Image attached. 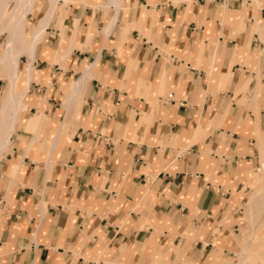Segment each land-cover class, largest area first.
I'll return each mask as SVG.
<instances>
[{"label": "crops", "instance_id": "crops-1", "mask_svg": "<svg viewBox=\"0 0 264 264\" xmlns=\"http://www.w3.org/2000/svg\"><path fill=\"white\" fill-rule=\"evenodd\" d=\"M36 39L0 143V264L246 257L264 209V0H61Z\"/></svg>", "mask_w": 264, "mask_h": 264}, {"label": "bare ground", "instance_id": "bare-ground-1", "mask_svg": "<svg viewBox=\"0 0 264 264\" xmlns=\"http://www.w3.org/2000/svg\"><path fill=\"white\" fill-rule=\"evenodd\" d=\"M61 0H51V7L46 17L39 21L37 26V31L34 33V36L31 40V43L27 46L26 41L28 34L26 33V25L25 19L28 15H34L37 9L38 0H15L14 4L11 3L10 11L7 15H4V12L7 10L9 5V0H0V36L7 35V40L5 43V48L2 52L0 58V70L3 67L8 69L9 74V86H10V94L8 100L4 104L0 106V143L5 142L11 133L7 134L3 128L5 126H9L11 122V126L13 124V117L7 116L8 111H11L17 107L18 100L15 99L14 94V82L18 76V60L19 57L25 53L34 52L35 47L37 46L38 35H45V28L51 19L57 4ZM27 21V20H26ZM21 43V47H17V43ZM30 42V41H29ZM30 56V55H29ZM20 97V96H19ZM11 120V121H10ZM10 127V126H9ZM7 137V138H6ZM10 139V138H9ZM8 141V140H7ZM10 141V140H9ZM2 145V144H1ZM1 148V147H0ZM1 153V151H0ZM256 204L264 203V196L257 195L254 199ZM254 231V229H253ZM247 251H250L247 248V245L243 247L244 255L247 254ZM244 256H241L240 260L237 264H242L244 260Z\"/></svg>", "mask_w": 264, "mask_h": 264}, {"label": "rangeland", "instance_id": "rangeland-1", "mask_svg": "<svg viewBox=\"0 0 264 264\" xmlns=\"http://www.w3.org/2000/svg\"><path fill=\"white\" fill-rule=\"evenodd\" d=\"M46 1H47V4L45 3ZM9 2L10 3L8 5L7 10L4 12V15H7L8 14V12L10 11L9 8H11V3L14 4L15 0H9ZM44 3L46 4V8H45L46 10L45 11H42V8H40V11H42L41 12V17H42V15H44L47 12L48 8L51 7V5H50L51 4V0H38L37 9H36L35 14L34 15H28L26 17V19H25L26 33L28 34V38L31 37V32L36 28V25H37L36 24L34 26V24H35V17L37 15L38 11H39V5L40 4L43 5ZM6 37H7V35L0 36V50H2L3 48H5V43H6V40H7ZM21 46L22 45H21L20 42L17 43V47L20 48ZM2 52H0V58H1ZM0 76H2L3 78L7 79V81H8L9 74H8V69L6 67H3L1 69ZM261 176H263V174ZM263 186H264V183L255 192V194L257 192H259L263 188ZM250 205H251L252 208H254V206L252 204V200H251V204ZM263 214H264V209L262 210V212H259V210L256 209V207H255L254 215H255L256 225H257L256 226L257 227L256 238L254 239V242L252 243L253 245H252L251 251L245 257V261H244L245 263L248 262L249 264H264V226H263V224H264V220H263L264 217L262 218V215ZM249 224H250V221H249ZM248 241H249V237H248ZM240 258H239V260H240ZM239 260H237V262H232V264H237Z\"/></svg>", "mask_w": 264, "mask_h": 264}]
</instances>
